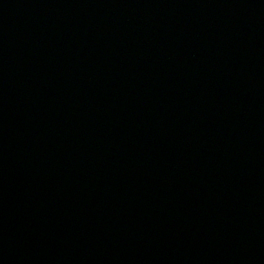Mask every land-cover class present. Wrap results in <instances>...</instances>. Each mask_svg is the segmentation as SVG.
Instances as JSON below:
<instances>
[{"label":"water","instance_id":"water-1","mask_svg":"<svg viewBox=\"0 0 264 264\" xmlns=\"http://www.w3.org/2000/svg\"><path fill=\"white\" fill-rule=\"evenodd\" d=\"M0 264H264V0H0Z\"/></svg>","mask_w":264,"mask_h":264}]
</instances>
